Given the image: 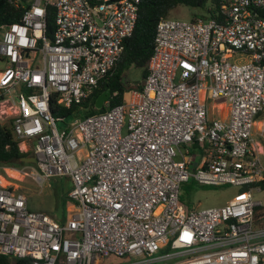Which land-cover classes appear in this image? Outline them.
<instances>
[{"label":"built area","instance_id":"1","mask_svg":"<svg viewBox=\"0 0 264 264\" xmlns=\"http://www.w3.org/2000/svg\"><path fill=\"white\" fill-rule=\"evenodd\" d=\"M9 3L22 15L0 30V120L31 152L38 184L71 182L74 211L57 223L0 183V255L139 264L167 248L165 259L180 258L169 264H264V205L251 197L264 193V135L253 140L264 113V0H220V20L161 19L142 89L68 122L51 106L80 105L113 75L141 0ZM190 178L238 192L223 207L189 208L180 188Z\"/></svg>","mask_w":264,"mask_h":264},{"label":"trees","instance_id":"2","mask_svg":"<svg viewBox=\"0 0 264 264\" xmlns=\"http://www.w3.org/2000/svg\"><path fill=\"white\" fill-rule=\"evenodd\" d=\"M179 7L195 12L191 21L197 19L220 20V0H141L132 36L124 41L123 51L116 63L113 75L107 81L101 83L99 88L80 105L71 106L69 109L52 105L51 113L54 116H60L68 120L75 118L84 119L92 115L104 113L120 105L123 102L124 96L131 90L140 91L148 74L147 65L153 50L157 23L161 19L170 18V13ZM21 15L22 10H15L10 5L9 0H0V30L19 23ZM46 23L48 28L47 36L51 39L54 31L51 8L48 11ZM129 69L137 70L140 73L138 84L128 85V82L125 81ZM105 90H109L111 95L103 108L97 110L95 109V101ZM262 114H259L256 119ZM28 155L29 153L20 152L18 141L12 133L11 124L5 125L0 123V169L23 166L24 164L19 160ZM258 185L264 188V181ZM66 200H68V197H65ZM180 202L189 207L181 195ZM65 214L66 210L63 207L61 223L65 221ZM0 264H32V261L27 258L16 259L0 255Z\"/></svg>","mask_w":264,"mask_h":264},{"label":"rangeland","instance_id":"3","mask_svg":"<svg viewBox=\"0 0 264 264\" xmlns=\"http://www.w3.org/2000/svg\"><path fill=\"white\" fill-rule=\"evenodd\" d=\"M194 13L193 10L179 7L171 12L169 17L181 21H191ZM3 66L4 64L0 60V70L3 69ZM139 79L140 73L137 70H128L125 77V81L128 82V85L138 84ZM3 110L6 112L8 111L7 107ZM221 117L225 116L222 114ZM256 120L253 140L256 144L261 145L263 143L262 135H264V113ZM68 121L67 119V122ZM0 123L9 125L10 121L8 119L4 121L0 120ZM58 127L63 128L65 125L59 124ZM19 147L22 148V145ZM190 152L192 153V150H190ZM27 153H29L27 157H30L31 152L27 151ZM34 171V165L27 164L15 168H1L0 177L7 180L13 190L25 196L27 207L30 211L43 213L53 218L57 223H61L60 220L62 218L63 207H65L66 210L65 219L67 215L69 216L70 213L74 211L71 202L69 200L65 201V197H68V193L71 190V182L65 177H51L40 185L34 179ZM237 192L238 188L232 185H223L220 187L201 186L197 185L192 178H190L187 183L182 184L180 188V195L184 197L189 208L198 210L223 207ZM251 197L254 202L260 201L264 205V193L252 191ZM166 254H170L167 248L163 249L161 252L162 259H155L139 264H169L180 260L179 257L165 259L164 255L166 256ZM139 261H143V259H131L130 261L109 259L100 264H125Z\"/></svg>","mask_w":264,"mask_h":264},{"label":"water","instance_id":"4","mask_svg":"<svg viewBox=\"0 0 264 264\" xmlns=\"http://www.w3.org/2000/svg\"><path fill=\"white\" fill-rule=\"evenodd\" d=\"M111 93L109 90H105L104 92H102L96 99L95 101V109L97 110H101L104 106V104L107 102V100L109 99ZM21 163L23 164H27V165H35V159L30 156V157H23L19 160Z\"/></svg>","mask_w":264,"mask_h":264},{"label":"crops","instance_id":"5","mask_svg":"<svg viewBox=\"0 0 264 264\" xmlns=\"http://www.w3.org/2000/svg\"><path fill=\"white\" fill-rule=\"evenodd\" d=\"M125 97V96H124ZM192 150V155H199V156H202L203 155V152L202 151H196V150H194V149H191ZM259 152H261V150H258ZM161 256V255H160Z\"/></svg>","mask_w":264,"mask_h":264},{"label":"bare ground","instance_id":"6","mask_svg":"<svg viewBox=\"0 0 264 264\" xmlns=\"http://www.w3.org/2000/svg\"><path fill=\"white\" fill-rule=\"evenodd\" d=\"M6 172H7V170H6ZM13 173V172H12ZM11 173V174H12ZM0 183H1V185H3V186H7L9 183L7 182V180H4V179H2V178H0ZM10 185V184H9Z\"/></svg>","mask_w":264,"mask_h":264}]
</instances>
